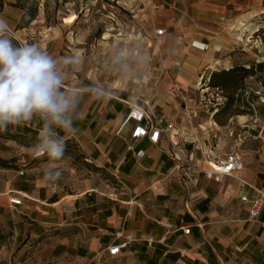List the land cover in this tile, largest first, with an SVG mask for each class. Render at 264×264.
Listing matches in <instances>:
<instances>
[{"label":"crops","instance_id":"1","mask_svg":"<svg viewBox=\"0 0 264 264\" xmlns=\"http://www.w3.org/2000/svg\"><path fill=\"white\" fill-rule=\"evenodd\" d=\"M158 3L167 5L159 12L166 30L161 38L180 66L177 80L182 87L207 71L211 75L239 65L264 70V43H259L255 28L261 0ZM65 86L80 93L74 121L78 131L66 136L68 157L53 166L67 167L73 177L72 153L67 151L73 144L107 176L88 170L79 182L63 173L49 182L44 170L51 162L33 151L40 122L0 131V157L14 159L10 166H0V264H264V206L252 217L249 203L241 200L243 195L253 197L250 187L232 176L215 180L205 175L210 159L221 155L200 151L197 145L191 148L198 140L186 131L190 124L180 109L157 110L152 102L165 123L174 125L154 143L148 135H133L138 123L127 119V101L134 95L122 88L87 85L76 68L65 69ZM229 121L237 131L228 138L230 149L223 158L238 150L244 163L238 176L264 188V105L260 118L235 113ZM196 125L203 126L197 120ZM13 141H21L15 155L1 150ZM173 143L197 171L174 167ZM120 230L132 240L110 255L108 247L124 240L115 236Z\"/></svg>","mask_w":264,"mask_h":264},{"label":"rangeland","instance_id":"2","mask_svg":"<svg viewBox=\"0 0 264 264\" xmlns=\"http://www.w3.org/2000/svg\"><path fill=\"white\" fill-rule=\"evenodd\" d=\"M158 4V0H0V17L17 41L37 44L57 57L74 56L77 62L64 68L78 69L87 85L122 88L130 96L149 97L157 110L180 109L190 124L186 131L198 140L191 148L197 145L200 151L221 155L210 159L212 162L223 159L230 149L228 138L237 131L232 129L235 124L229 121L230 116L253 113L260 118L264 70L254 69L230 87L211 86L212 74L207 71L193 85L182 87L177 80L180 66L171 59L167 41L155 33L161 28L159 12L167 7L164 3L160 10ZM258 13L255 28L262 46L264 0ZM258 90L260 94L255 92ZM196 120L203 126L196 125ZM10 143L8 149L1 150L15 155L21 141ZM67 151L72 153L73 177L67 167L58 168L67 180L79 182L88 170L107 176L86 162L73 144Z\"/></svg>","mask_w":264,"mask_h":264},{"label":"clouds","instance_id":"3","mask_svg":"<svg viewBox=\"0 0 264 264\" xmlns=\"http://www.w3.org/2000/svg\"><path fill=\"white\" fill-rule=\"evenodd\" d=\"M76 62L74 56L54 57L37 44L17 41L0 17V131L34 119L40 122L33 151L51 162L44 170L49 182L61 177L62 171L53 165L65 156L66 136L78 131L74 121L80 93L65 86L63 67Z\"/></svg>","mask_w":264,"mask_h":264},{"label":"built area","instance_id":"4","mask_svg":"<svg viewBox=\"0 0 264 264\" xmlns=\"http://www.w3.org/2000/svg\"><path fill=\"white\" fill-rule=\"evenodd\" d=\"M164 5V3H160L157 5V8H163ZM165 32L166 30L164 28H158L155 31L157 37L159 38H161ZM23 42L27 41L25 40ZM255 92L260 94L261 91L258 90ZM127 102L130 105V111L128 113L127 119H134L138 123L133 133L134 137H144L148 135L150 140L155 143L162 134L169 135V132L174 127V125L171 122L165 123L163 116H160L156 113V110L152 105L151 98L145 96H134L131 101ZM172 153L175 160V168L185 169L186 171L198 170L195 164L191 162L190 158L183 154L177 144L173 143ZM141 154L142 151H139L138 155ZM243 166L244 163L241 153L238 150H233L223 159L215 160L214 163L209 161L210 168L205 171V175L215 180H219L221 175L232 176L238 178L241 181L242 187H250L254 191L253 197L250 198L246 195H243L241 200L244 203H249L250 214L252 217H256L259 215L262 207L264 206V188L253 185L249 181L238 176V172L243 169ZM10 202L13 204H20L21 200L17 198H10ZM189 231V228L185 229V232L188 233ZM115 236L123 237L124 240L108 247L110 255L118 254L120 250L132 240V235L125 233L123 230L117 231ZM152 240V237H149V241L151 242Z\"/></svg>","mask_w":264,"mask_h":264},{"label":"trees","instance_id":"5","mask_svg":"<svg viewBox=\"0 0 264 264\" xmlns=\"http://www.w3.org/2000/svg\"><path fill=\"white\" fill-rule=\"evenodd\" d=\"M254 72V66L246 67L243 65L234 66L228 70L222 69L219 71H214L211 75V86L216 87H230L236 85L241 79L251 75ZM219 78V81L216 79ZM14 159L6 160L0 157V166L7 167L11 165Z\"/></svg>","mask_w":264,"mask_h":264},{"label":"bare ground","instance_id":"6","mask_svg":"<svg viewBox=\"0 0 264 264\" xmlns=\"http://www.w3.org/2000/svg\"><path fill=\"white\" fill-rule=\"evenodd\" d=\"M212 163H214V162H212Z\"/></svg>","mask_w":264,"mask_h":264}]
</instances>
